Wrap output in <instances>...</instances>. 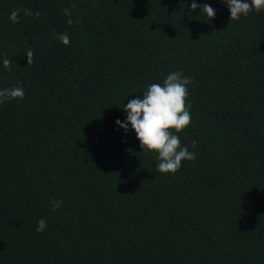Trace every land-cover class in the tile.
Wrapping results in <instances>:
<instances>
[{
    "label": "trees",
    "instance_id": "trees-1",
    "mask_svg": "<svg viewBox=\"0 0 264 264\" xmlns=\"http://www.w3.org/2000/svg\"><path fill=\"white\" fill-rule=\"evenodd\" d=\"M192 2L0 0V89L26 92L0 104V264H264V11ZM181 70L196 158L162 174L115 121Z\"/></svg>",
    "mask_w": 264,
    "mask_h": 264
},
{
    "label": "clouds",
    "instance_id": "clouds-1",
    "mask_svg": "<svg viewBox=\"0 0 264 264\" xmlns=\"http://www.w3.org/2000/svg\"><path fill=\"white\" fill-rule=\"evenodd\" d=\"M230 11V20H239L241 16H248L252 11L257 13L264 11V0H225ZM76 5L73 4L72 8ZM200 9V12L206 14L211 19L216 15L215 9L205 3L199 5L193 0L190 11ZM20 9L11 12L9 19L13 23H19ZM24 14L39 17V11L33 12L30 9H24ZM65 15L71 17L72 13L68 8L64 9ZM77 22H79L77 20ZM67 23L71 25L73 20L68 19ZM56 38L65 46L70 44V37L67 33H59ZM27 66L34 63V53L31 48L26 52ZM6 69L11 68V61L7 58L3 60ZM191 77H186L183 71L169 73L163 83H152L143 92L142 97L131 99L126 105H123V111L126 113V120L117 119L116 125L128 131L129 124L135 131L137 139L140 141V147L143 151H155L158 154L159 163L156 165L158 171L162 174H175L182 167V161L194 160L195 153L189 151L187 146H182L179 136L180 133L192 122L190 114L191 104L188 103L189 90L188 85L192 83ZM26 92L20 85L12 88L0 89V104L8 100L24 99ZM174 130V132H173ZM192 147H196V141L192 142ZM62 201L54 200L52 202L53 210L60 207ZM47 227V221L41 218L37 222V232H43Z\"/></svg>",
    "mask_w": 264,
    "mask_h": 264
}]
</instances>
